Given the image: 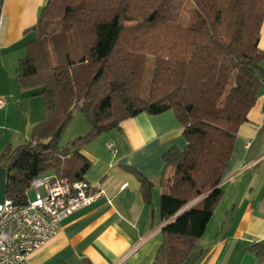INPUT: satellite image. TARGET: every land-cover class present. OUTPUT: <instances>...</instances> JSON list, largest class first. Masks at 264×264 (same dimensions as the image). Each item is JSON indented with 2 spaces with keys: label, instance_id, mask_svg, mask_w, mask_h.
<instances>
[{
  "label": "trees",
  "instance_id": "trees-1",
  "mask_svg": "<svg viewBox=\"0 0 264 264\" xmlns=\"http://www.w3.org/2000/svg\"><path fill=\"white\" fill-rule=\"evenodd\" d=\"M183 1H45L15 67L19 88H35L42 97L44 117L28 141L3 154L6 198L24 204L32 177L47 171L82 179L90 162L79 151L99 134L140 112L171 110L185 144L162 157L171 170L159 204L168 222L155 257L166 264L187 261L222 196L219 184L237 130L264 77V51L257 46L264 0H190L196 19L188 24L179 22ZM149 54L144 99L136 62ZM74 105L90 129L59 146L55 130L69 122ZM137 175L149 202L151 183ZM248 249L264 260V240Z\"/></svg>",
  "mask_w": 264,
  "mask_h": 264
},
{
  "label": "crops",
  "instance_id": "crops-1",
  "mask_svg": "<svg viewBox=\"0 0 264 264\" xmlns=\"http://www.w3.org/2000/svg\"><path fill=\"white\" fill-rule=\"evenodd\" d=\"M45 1L2 3L0 96L10 101L0 116L7 117L10 106H23L24 101L32 109L31 102L38 100L29 95L35 88H19L15 67L33 38L29 27ZM259 33L257 46L264 51V19ZM255 98L221 176L222 196L184 264H264L248 249L264 240V77ZM38 105L36 101L35 124L40 121ZM31 109L26 110L30 115ZM184 144L171 110L156 115L140 112L123 120L118 129L99 134L79 153L90 162L82 179L105 193L62 219L58 233L32 251L25 264H166L155 257L162 243L160 230L168 222L160 218L159 204L171 170L164 168L162 157L171 146L182 149ZM137 172L151 183L149 202L143 199Z\"/></svg>",
  "mask_w": 264,
  "mask_h": 264
},
{
  "label": "built area",
  "instance_id": "built-area-1",
  "mask_svg": "<svg viewBox=\"0 0 264 264\" xmlns=\"http://www.w3.org/2000/svg\"><path fill=\"white\" fill-rule=\"evenodd\" d=\"M5 105L6 100L0 96V109ZM261 114L264 118V102ZM111 146L108 143V148ZM29 190L35 191L34 199H29ZM104 193L103 188L84 179L71 181L44 173L30 180L24 204H14L4 196L0 202V264H25L32 251L58 233L62 219Z\"/></svg>",
  "mask_w": 264,
  "mask_h": 264
},
{
  "label": "rangeland",
  "instance_id": "rangeland-1",
  "mask_svg": "<svg viewBox=\"0 0 264 264\" xmlns=\"http://www.w3.org/2000/svg\"><path fill=\"white\" fill-rule=\"evenodd\" d=\"M194 6L191 3L190 0H184L182 3V7L180 8V23L188 24V22H193L196 19V14H194ZM137 61V59H135ZM133 60L134 62H136ZM153 56L147 55L143 57L142 59H138L136 62L137 71V81H138V89H139V95L142 98H146L148 95L149 87H150V78H151V70L153 67ZM135 64V63H134ZM28 93V92H27ZM31 97H34L35 99L32 104L36 103V101H39V116L40 121L44 117V111H43V104H42V97L40 95H34L32 92H29ZM6 102L10 99L5 98ZM78 104V102L76 103ZM30 102L24 101V105L21 104H14L11 110H9V113L7 114V117L2 115L0 116V164H3L7 162L3 156L8 149L13 150L15 146L21 145L28 141L31 138L32 130L35 124V118H36V108L33 105V108L31 109L32 105ZM22 106V107H21ZM78 105H74L72 107V117L69 120V122L64 126L62 130H60L58 143L59 146H63L67 144L68 142H71L75 138L79 136L85 135L90 129V124L85 115L78 109ZM31 109V115L27 113ZM43 112V113H42ZM0 114H2V109H0ZM30 117V118H29ZM34 122L31 123L29 122ZM39 121V122H40ZM57 130V129H56ZM56 132V131H55ZM93 142V141H92ZM170 170V169H169ZM46 174H53L52 171H47ZM34 190L28 191V197L29 199H34ZM197 199L192 200L191 202H188L187 205H191V203H195Z\"/></svg>",
  "mask_w": 264,
  "mask_h": 264
},
{
  "label": "water",
  "instance_id": "water-1",
  "mask_svg": "<svg viewBox=\"0 0 264 264\" xmlns=\"http://www.w3.org/2000/svg\"><path fill=\"white\" fill-rule=\"evenodd\" d=\"M61 127H58L57 130H55L56 132L54 133L55 137H58L60 134ZM5 169L3 167H0V202L3 201L4 196H5V192H4V182H5ZM200 198H197L196 202L199 200ZM195 202V203H196ZM194 203H191V205H193ZM191 205H187L182 208L175 216H177L178 214H180L181 212H183L185 209H187L188 207H190Z\"/></svg>",
  "mask_w": 264,
  "mask_h": 264
}]
</instances>
